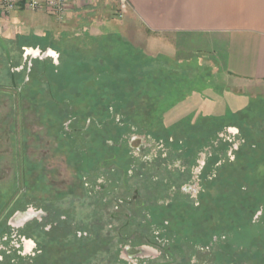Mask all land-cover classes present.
I'll return each instance as SVG.
<instances>
[{"label":"rangeland","instance_id":"1","mask_svg":"<svg viewBox=\"0 0 264 264\" xmlns=\"http://www.w3.org/2000/svg\"><path fill=\"white\" fill-rule=\"evenodd\" d=\"M117 6H111L109 20L120 25L124 16H118ZM86 9L88 12L80 19L70 20L68 16L60 21L48 10H29L19 3L14 11L6 14V19L0 17V34L8 43L12 60L11 67L0 47V208L9 196L13 199L19 194L22 195L20 204L16 205L19 209L27 205L34 210L57 208L58 213L77 219L80 225L92 216L96 218L95 197L80 191L86 167L82 158L87 155L90 143L92 145L90 129L101 141L120 142L121 122L125 121L128 125L123 131H134L135 127L143 134L146 145L130 148L126 144V149L122 147L118 151L125 166L135 163L134 173L131 171V175L124 178L114 171L113 165L97 167L89 177H101L98 184L105 187L110 184L113 194L131 199L132 203L126 206L132 211L141 205V212L146 213L143 202L155 205L175 201L173 206H166L156 214L159 220L168 223V232L180 241V249H173L174 257H165L162 261L264 264V239L261 236L253 239V235L245 231L235 232L232 213L236 214L237 204L243 207L241 201L226 204L213 190L214 195L204 198L202 208L197 210L201 205L197 204L195 190L175 195L177 188L154 181L159 177L169 183L174 181L180 186L189 183L198 188L199 182L190 177L189 171L181 172L189 159L185 153L193 156L196 150L195 154L199 155L201 149L208 157L210 151L215 153L209 145H218L223 155L221 165L224 162L228 165L222 170L224 176L240 181L247 174L257 178V183L250 187L249 203H245L254 207L257 204L255 193L258 196L264 192V89L232 83L214 71L199 67L195 61L171 64L165 56L140 47L138 35L119 32L118 28H100L107 16ZM72 77L85 82L83 91L78 83L72 82ZM122 99L126 102H121ZM94 106H110L113 115L104 124L101 121L91 124L88 130L90 115L98 111L93 110ZM102 112L96 115L104 117ZM73 127L75 130L71 129ZM229 127H237L239 132H229ZM132 135L127 137L129 142ZM178 141L179 144L187 141L189 150L177 148ZM226 141L232 147L224 151L220 146ZM202 142L209 148L198 149ZM246 144L250 148L245 156L243 154L244 158L237 160L235 151ZM157 152L160 157L168 155L167 161L155 158ZM24 155L31 184L36 189L48 186L45 193L35 190L32 196H23ZM148 156H154L153 162L145 159ZM250 159H255L254 165L250 164ZM109 180L111 183L106 182ZM135 187L141 197L134 201ZM71 189L75 191L71 193ZM239 196L242 197V193ZM248 208L244 210L245 218L249 217ZM258 215L260 212L254 218ZM141 218L136 212L125 230L127 235L139 230ZM12 220L7 223L14 228L13 241L0 240V248L10 246L7 249L11 251L0 249V259L3 257L0 264H126L116 261L113 253L118 244L116 229L111 231V251L108 252L103 243L87 249L71 242L65 237L67 232L71 234V228L67 230L65 224L60 229L63 230L61 238L45 244L42 231L34 223L31 226L34 231L29 233L34 242L28 247L20 237L24 229L14 226ZM123 222L124 217L113 224L118 228ZM255 240L261 242L257 248L253 246ZM187 241L190 243L186 244ZM43 245L45 256L36 258L35 263L33 257L22 255L32 249L37 252Z\"/></svg>","mask_w":264,"mask_h":264},{"label":"crops","instance_id":"2","mask_svg":"<svg viewBox=\"0 0 264 264\" xmlns=\"http://www.w3.org/2000/svg\"><path fill=\"white\" fill-rule=\"evenodd\" d=\"M19 3L24 5L23 0ZM127 3L120 25L109 20L111 6L117 5L109 0L80 2L69 19H80L89 8L93 14L108 17L100 28H118L119 32L138 35L140 47L165 56L171 64L195 61L199 67L232 83L264 89V0H127ZM0 17L7 18L1 8Z\"/></svg>","mask_w":264,"mask_h":264},{"label":"flooded vegetation","instance_id":"3","mask_svg":"<svg viewBox=\"0 0 264 264\" xmlns=\"http://www.w3.org/2000/svg\"><path fill=\"white\" fill-rule=\"evenodd\" d=\"M49 54H53L52 51L48 52ZM54 55V54H53ZM14 85V84H13ZM92 118H90V122L88 125V130L90 129ZM95 124V123H94ZM135 130L128 132V134H123L120 137V142H112V140H107V143L109 145H114L117 147V151L113 153V155H110L109 153L104 152V149H102V157L98 159V156L94 153L92 150L101 140L95 133H92V128L90 129L91 134H92V145L90 143V147L88 148V153L86 155V158L83 160V164L85 167V174L83 175V183L80 188V191H85L86 195L89 197H95V206H93V212L94 215H97L96 218L92 216V219H90L87 223L80 225V223L77 221V219H72L71 217L67 216L66 214L62 215L58 213L57 208L56 209H51V208H46L43 210L42 208H38L34 210L30 206H26L24 208H20L16 210L10 219H13L12 222L14 226H20L19 228L24 229V234H20V237L24 238V241L27 242L28 247L33 245V239L32 235L29 233L34 231V229L31 228L33 224H38L37 226L40 228V230L43 233V238L45 239L42 241L43 243H48V240L53 239V241H58L62 235H60L61 231V225H63V222L66 224H70L71 226V234H66V238H70L73 243H77L80 240H87V242L92 245V247L101 246L103 243V248L107 249L108 252L111 251V231L116 229L117 232L115 234V237L117 238V243L116 247L117 249L113 251L115 252V258L117 257L119 261L126 263V264H176V260L172 261H162L163 258L165 257H174L175 252H173V249H180L179 244L180 241L176 240L175 234H170L168 232V227L166 226L168 223L165 220H159L156 216L157 211L164 207L171 206L172 204H175L174 200H170L169 202L165 203L161 201V203H156L155 205L152 204H147L143 202V205L145 204L146 207H144L146 213H142V207L141 205L137 206V208L132 211L131 209L127 208V204H131L132 200L128 199L123 196L115 195L113 194V191L110 189L111 187L110 184L105 187V185H100L98 184V180L101 179V177H96L94 179L90 178L89 175L92 171H94L97 167L100 168L102 166L104 167H110V166H115L114 171L120 172L123 177L127 178L130 176L131 171L134 173L135 171V163L130 165L129 167L125 166L124 162H122V157L119 155L118 151L122 147L126 149L127 145L130 146V148H136L140 147V145H145L144 136L142 133H139L136 131V128L133 127ZM75 130V127L71 128ZM132 130V129H131ZM229 132H236L238 133L239 130L237 127H229ZM134 135L132 140L129 142L130 139H128V135ZM132 135V136H133ZM103 141V139H102ZM111 142V143H110ZM127 144V145H126ZM163 147L165 144H162ZM146 146V145H145ZM186 151L189 150V145H184ZM183 147V148H184ZM210 149H214L212 146H209ZM207 146H204L203 148L206 150L209 148ZM215 147H219L218 145ZM232 147V145L230 146ZM229 149V148H228ZM181 150V149H180ZM200 153L198 155L193 154L191 156L188 152L185 153V156L189 158L187 162L183 165V170L181 171L182 173H185L186 171H189L191 174V178H196V181H198V188L197 187H192L189 183H184L181 186L177 183H174V181L169 183V180L166 179H161L159 177H155L154 181H156L159 184H170L171 189L177 188V192H174L175 195H179L180 193L184 194V191H190V190H195V199L197 200L198 206L202 204L201 201V196L206 192L207 187L205 186L206 181L203 178L204 174V169L207 166V161L208 159L214 155L212 154V151H210V155L206 157L204 152L199 150ZM220 160L217 163V166L221 165L223 155L219 152ZM168 155H159V153H156L155 158H163L162 161L166 162ZM196 156V157H195ZM198 156V157H197ZM131 157L138 159L136 156L131 155ZM146 157V156H144ZM194 157V158H193ZM152 157H147L145 159H148V161L153 162ZM143 159H140L142 161ZM199 160V161H198ZM124 161V160H123ZM143 162V161H142ZM27 168V159L25 158V155L23 156V185H22V190H23V196H32L35 190H39V192L43 191L45 193V190L47 189L48 186L39 187V189L35 188V185L31 184V178L28 177V169ZM192 169V170H191ZM179 171V170H178ZM192 171V172H191ZM217 171L214 170L210 173L209 179L214 177L216 175ZM87 175V177H85ZM178 175L176 176V178ZM189 177V178H190ZM157 178V179H156ZM179 178V177H178ZM86 179V181H85ZM88 179V180H87ZM110 182L111 181H106ZM179 185V186H178ZM200 186V187H199ZM79 188V187H78ZM135 187V193L132 196V199L138 200V198L141 197V195L138 192V189ZM72 190V191H71ZM70 192H74V189H71ZM176 191V190H175ZM98 199H97V197ZM176 197V196H175ZM57 198H61L58 197ZM37 199V198H35ZM177 201V200H176ZM179 202V201H177ZM176 202V203H177ZM172 205V206H173ZM114 207L112 210L111 207ZM197 206V207H198ZM196 207V208H197ZM136 212L142 217L141 220L139 221V230L133 231L131 235H127L125 233L126 228L130 225L131 219L136 215ZM141 212V214H140ZM260 212V215L257 216L256 220L253 217V222H257L261 219L264 213V209L260 208L254 216L257 215V213ZM106 217V218H105ZM124 217L125 222H123L120 227L115 228V225L113 224L114 221H120ZM26 220V221H24ZM24 221V222H23ZM23 222V224H22ZM264 222V221H263ZM8 224V223H7ZM264 224V223H263ZM10 226V225H9ZM96 226V227H95ZM146 229L147 232H143L141 229ZM10 230H12V233H6L3 235V237L0 238V240L5 238V241L12 240V234L14 231L13 227H10ZM98 231H102V233H99ZM11 232V231H10ZM40 232V231H38ZM52 233V235H51ZM68 235H71L70 237ZM172 235L174 237H172ZM2 242V241H0ZM50 242V241H49ZM177 242V243H176ZM190 242L187 241L186 244H189ZM254 246V245H253ZM10 247V246H8ZM8 247H4L2 245L1 250H7L11 251V249H7ZM102 249V248H100ZM134 249H139V251H135ZM0 250V251H1ZM24 253V252H23ZM23 256H29L33 257V261L36 258V256H45V245L42 246V249L37 250V252L33 251L30 253H24L22 254ZM114 255V254H113ZM182 256H184L182 254ZM217 258L218 255H216ZM3 260V257L1 258ZM0 259V260H1ZM1 260V261H2ZM238 260V259H237ZM236 261V260H235ZM204 263L207 264V261L204 260ZM234 264H242L236 261Z\"/></svg>","mask_w":264,"mask_h":264},{"label":"trees","instance_id":"4","mask_svg":"<svg viewBox=\"0 0 264 264\" xmlns=\"http://www.w3.org/2000/svg\"><path fill=\"white\" fill-rule=\"evenodd\" d=\"M56 73H58V71H56ZM80 80L81 79H79V78H77V80H76L75 78L72 77V82L74 84L78 83L79 87L81 88L80 90L83 91V88L86 85H85V82H83L82 80H81V82H79ZM121 102L124 103L126 101H124L122 99ZM109 108H110V106H102V107L94 106L93 110L96 111V109H98V111L92 112V114L90 115V118H92V122H91L92 125H93V123H99L100 121L104 124V122L106 120H109L110 117L113 115V114L110 113ZM117 110H118V112H121V110L120 111H119V109H117ZM100 111L101 112L103 111L102 113L104 114V117H102V116L100 117L99 115L98 116L96 115V113H101ZM113 118L114 117H112V119ZM121 125H122V128H120V129H122V132H120V137L123 134H126V133L131 131V129H129L130 131H128V129L123 131V127L125 128V125H128L127 122H125V121L121 122ZM92 127H94V126H92ZM247 135H249V134H247ZM219 140L221 141V139H219ZM215 141H217V140H215ZM215 141H213V142H215ZM247 142H249V139H248ZM186 144L189 145L187 141L185 142V144H181V143L179 144V141H178L177 142V148L182 149L184 147V145H186ZM204 144H205V142L200 143L198 149H200L202 146L203 147L207 146V145H204ZM247 145L248 144H246V146H241V148H239L237 151H235L237 160L239 158L240 159L244 158L243 154L246 151H248V149L250 148V146L247 147ZM209 146H212L214 148L215 153H214V155H212L208 159L207 166L204 169L203 178L206 181L205 186L207 187V189H206V192L204 194H202L201 201L203 202L204 198L206 199V198H209L212 195H214L213 190L217 191V195L215 194L216 197L218 196L220 201H222V202H224L226 204H228L230 202L232 203V201H235L236 204H237V203H239V201H241V204L243 205V207H242L243 209L238 207V204H237L236 214L232 213L233 221H234V224L236 226L235 232L236 233L238 232V234H239L240 232L245 231L247 233H250V235L252 234L253 235L252 236L253 239H255L254 237H260V236L262 237V239H264V224H263L264 223L263 222L264 221V213H263V216L261 217V219L259 221L253 222V217H254L255 213L260 208L264 209V192L262 191L263 193L259 194L258 196H256V193H255V198H256L257 204H255L254 207H250L249 204H245L248 201V196H251L250 187L257 183L256 182L257 178L255 176L247 174L240 181V180H236L235 178H233L231 176L230 177L224 176L222 170L224 168H226L228 165L226 164V162H224L221 166H217V163L220 160V156H219V153H218L219 147H215L214 144L213 145L210 144ZM230 146H231V143L226 141V142H224V144L223 143L221 144L220 148L223 149L224 151H227L228 148H230ZM254 146L255 145L252 144V147H254ZM101 148L104 149L105 154L109 153L110 155H113V153H112L113 151L114 152L117 151V147L116 146L109 145L106 140L105 141L104 140L103 141L100 140L99 143L92 149L94 151V153L98 156L97 160H99L102 157V149ZM196 152L197 151L194 150L192 154H195ZM244 156H245V154H244ZM129 157L131 158V155ZM83 158H86V156L83 157ZM83 158H82V162H83ZM254 160L255 159H253V161ZM253 161L250 159V164L251 165H254L255 162H253ZM84 170H85V168H84ZM214 170L217 171L216 175L214 177H212L211 179H209L210 173L212 171H214ZM244 187H245V189H244ZM241 193L243 195L242 197L239 196ZM253 196H254V194H253ZM233 197H235V198H233ZM239 198H241V199H239ZM8 200L11 201V203H8L9 202ZM21 200H22V195L17 194V196L15 198H13V199H12V197L9 196L7 198V200L4 201V203L2 204V206L0 208V238L3 237V235L6 234V233H10V226L7 224V222H8V219L12 216V214L16 210L19 209L18 207H16V205L20 204ZM248 203H249V201H248ZM225 207L228 209V206H225ZM201 208H202V204H201V206L199 208H197V210H199ZM245 208H248L249 211H250L249 212V217H247V218L244 217V213H246L244 211ZM64 224L66 226H68L67 230H69L71 228L70 224H66L65 222H63V225H61V226H64ZM60 233H61L60 235H63V230ZM67 234H70V232L69 233L67 232ZM221 234L222 233H219V235H221ZM51 235H52V233H51ZM48 242L52 243L53 239L48 240ZM254 242L255 243L253 245L256 248L258 247V244L261 243V242H259V240H255ZM77 243H79V245L82 246V247H86L87 249H90L92 247V245H90L87 242V240H80ZM256 255L257 256L259 255V251L256 252ZM5 257H6L5 258L6 261H8L9 258H7V255ZM39 257H42V256L39 255L36 258H39ZM116 261H118L120 263H123V262L119 261V259L117 257H116ZM34 263H35V261H34Z\"/></svg>","mask_w":264,"mask_h":264},{"label":"built area","instance_id":"5","mask_svg":"<svg viewBox=\"0 0 264 264\" xmlns=\"http://www.w3.org/2000/svg\"><path fill=\"white\" fill-rule=\"evenodd\" d=\"M20 0H0V8L4 14L15 10ZM29 10H48L60 21H65L78 3L92 4L98 0H23ZM118 4V16L122 18L128 8L127 0H109Z\"/></svg>","mask_w":264,"mask_h":264},{"label":"water","instance_id":"6","mask_svg":"<svg viewBox=\"0 0 264 264\" xmlns=\"http://www.w3.org/2000/svg\"><path fill=\"white\" fill-rule=\"evenodd\" d=\"M0 47H1L2 50L5 51L6 56H7V59H8V62L10 64V66L12 67V60H11L10 49H9L8 43L6 42V40L3 38V36L1 34H0ZM12 73H13V71H12ZM12 80H13L14 87H15L14 75L12 76ZM134 250L135 251H137V250L139 251V249H134Z\"/></svg>","mask_w":264,"mask_h":264}]
</instances>
